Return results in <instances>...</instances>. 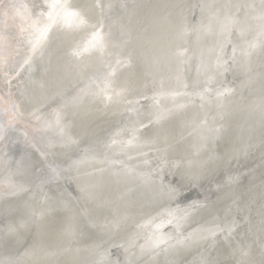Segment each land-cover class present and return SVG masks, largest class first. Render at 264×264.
<instances>
[{
    "label": "bare ground",
    "instance_id": "obj_1",
    "mask_svg": "<svg viewBox=\"0 0 264 264\" xmlns=\"http://www.w3.org/2000/svg\"><path fill=\"white\" fill-rule=\"evenodd\" d=\"M69 2L106 47L77 58L95 28L54 30L13 79L31 45L16 10L0 14L1 261L264 264V0ZM46 170L59 181L38 182ZM173 206L184 218L153 248L135 224Z\"/></svg>",
    "mask_w": 264,
    "mask_h": 264
},
{
    "label": "snow or ice",
    "instance_id": "obj_2",
    "mask_svg": "<svg viewBox=\"0 0 264 264\" xmlns=\"http://www.w3.org/2000/svg\"><path fill=\"white\" fill-rule=\"evenodd\" d=\"M16 10L17 14L21 16L26 27L22 26L21 31H27L29 36V44L31 45V51L34 53L38 48L42 47L43 44L48 40L50 34L54 30H60L68 34H74L81 32L89 27L95 28V30L89 35L87 41L82 45L78 44L73 48L71 54L74 57L80 58L83 55L91 54L94 51L102 50L106 47V37L102 32L103 26L96 27L90 25L89 21L85 18L81 11L77 9L75 5L69 2V0H42V3L33 5L29 8L27 5L23 6V12L16 5H8L6 8L3 4V0H0V14L5 18L9 16V10ZM38 9V11H34ZM252 47H255L253 45ZM181 55L183 53H180ZM31 56L24 62L29 63ZM4 63V57L0 56V65ZM125 63L122 59H117V65H123ZM107 79V77H106ZM110 87L109 83H105L104 87L100 89L101 93H105ZM231 90H225L218 92V96H223L229 93ZM63 115L57 113L55 125L60 130L61 134L64 131ZM119 135V133H117ZM112 144H116L117 141L113 139ZM129 144L133 143L132 140L128 141ZM189 210H195V205L189 206V209L183 210L184 217L189 214ZM43 215V213H40ZM184 217L177 218L173 211L165 210L157 213L155 216L149 217L142 224L138 225V228H148L151 226L152 231L149 234L148 239L151 241L153 248H158L161 245H166L167 240L163 237V228L167 225H174L179 227V220ZM175 222V223H174ZM23 226V224L21 225ZM235 224L230 226L227 231L230 234L234 230ZM225 229L216 226L208 229V233L211 236H215L217 231H224ZM14 231V229H13ZM15 264V262H10Z\"/></svg>",
    "mask_w": 264,
    "mask_h": 264
},
{
    "label": "water",
    "instance_id": "obj_3",
    "mask_svg": "<svg viewBox=\"0 0 264 264\" xmlns=\"http://www.w3.org/2000/svg\"><path fill=\"white\" fill-rule=\"evenodd\" d=\"M4 1V0H3ZM22 27V26H21ZM20 27V28H21ZM25 27V26H24ZM25 32L26 31H24V32H22L21 30H20V34L22 35L20 38H24V34H25ZM211 51H213V49L212 50H209V54H210V52ZM27 53V55L28 56H26L25 58H23L22 60H20L18 63H16V65L15 66H13L12 67V69L10 70V71H12L9 75L7 74L6 76L7 77H9V78H11V79H13V78H15L17 75H18V73L26 66V64L27 63H25L24 61L26 60V59H28L32 54H33V52L32 51H30V52H26ZM9 78H8V80H9ZM130 116V115H129ZM129 116H127V117H129ZM5 120H6V118H5ZM134 120V118L133 117H131V118H129V119H126L125 120V125L126 124H130L132 121ZM11 124H13V123H7V125L6 126H10ZM139 128H140V126L139 125H136L135 126V130L137 131V130H139ZM110 139V137H107V140H109ZM28 140H30V137L29 136H24L23 137V139H22V143L21 144H23V143H29L28 142ZM31 144V143H30ZM30 144H29V146H30ZM31 147V146H30ZM35 149V148H34ZM264 161V160H263ZM263 161H261L259 164H258V166H257V168H256V170H254L255 172H256V174L258 173V171H260V170H262L263 168H264V163H263ZM263 163V164H262ZM38 171V170H37ZM50 170H46L45 172H41V171H39V173L40 174H42L40 177H38L36 180L38 181V182H40V183H45V182H47V181H49L48 183H50V182H58L59 181V179L57 180V179H55V177L53 176V178H51V174H50ZM48 183H46V184H48ZM60 183V182H59ZM59 187V191H60V193H61V195H67L68 197H73V195H72V192H74V188L73 187H71V186H69V185H67V184H64V183H62V186H58ZM53 191H57V190H53ZM55 195H53L52 197H54ZM208 197H207V199H211V196H210V194H208L207 195ZM188 195H185V196H183L181 199H179L180 201H179V203L180 204H183L185 201H188L190 198H188ZM57 201L58 200H55V201H53V204H55V203H57ZM187 205H189V204H186V205H182V206H187ZM195 205V207H197L199 204H194ZM167 206V205H166ZM165 209V208H164ZM170 209V210H169ZM166 208L165 210H168V211H173L174 210V212H175V206H173V207H170V208ZM182 209H185V208H182ZM165 210H160V211H158V213H160V212H163V211H165ZM262 213H264V211L262 212ZM263 218H264V216H263ZM148 219V216L140 223V224H142L145 220H147ZM138 222L139 221H137V223L135 224V228L138 230L139 228H138ZM260 223H261V225H262V229H264V219H262L261 221H260ZM0 264H4V262L3 261H1V259H0Z\"/></svg>",
    "mask_w": 264,
    "mask_h": 264
}]
</instances>
